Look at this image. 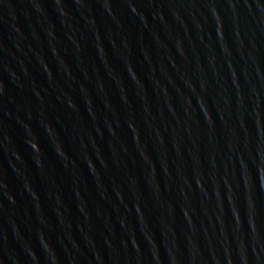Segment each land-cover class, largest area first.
Masks as SVG:
<instances>
[{"label":"water","instance_id":"95a60500","mask_svg":"<svg viewBox=\"0 0 264 264\" xmlns=\"http://www.w3.org/2000/svg\"><path fill=\"white\" fill-rule=\"evenodd\" d=\"M0 264H264V0H0Z\"/></svg>","mask_w":264,"mask_h":264}]
</instances>
